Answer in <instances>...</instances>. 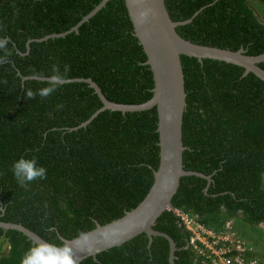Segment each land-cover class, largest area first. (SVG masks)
<instances>
[{"label": "trees", "instance_id": "1", "mask_svg": "<svg viewBox=\"0 0 264 264\" xmlns=\"http://www.w3.org/2000/svg\"><path fill=\"white\" fill-rule=\"evenodd\" d=\"M100 2L0 0V38L8 40L10 53L0 63V221L20 224L47 243L63 244L134 209L149 192L159 164L155 108L106 110L81 127L102 107L94 90L85 82L35 79L50 78L58 66L62 80L91 79L109 102L139 105L152 98V73L124 0H110L78 32L37 41L68 32ZM165 6L173 22L191 20L176 28L184 40L242 48L247 56L264 54V23L258 17L264 0H165ZM181 64L183 166L210 177V183L181 178L171 209L154 230L175 243L174 264H212L199 253L210 251L198 241L191 244L192 234L174 210L195 217L216 236L227 222L240 221L250 230L236 226V239L247 249L241 254L244 264H261L264 254L255 236L264 237V82L223 62L181 56ZM258 66L264 70V62ZM47 87L55 91L39 95ZM22 156L35 157L47 169V178L27 189L11 170ZM32 246L21 233L0 229V264H21ZM168 256L164 238L153 237L149 246L141 234L80 264H169ZM235 256L236 251L226 255Z\"/></svg>", "mask_w": 264, "mask_h": 264}, {"label": "water", "instance_id": "2", "mask_svg": "<svg viewBox=\"0 0 264 264\" xmlns=\"http://www.w3.org/2000/svg\"><path fill=\"white\" fill-rule=\"evenodd\" d=\"M109 1L101 0L68 32L59 35L52 34L37 41L64 37L71 32H78L79 27L96 15ZM124 4L133 27L134 36L146 56L145 64L149 66L152 73V98L139 105L116 104L109 102L91 79L62 80L60 84L85 82L94 90L102 103V107L81 127L86 126L100 112L106 110L124 114L155 108L158 119L159 164L153 172L154 181L149 192L134 209L125 212L124 216L106 225L96 224L93 230L70 241H62L63 244H68L73 248L74 258L77 264H80L87 258L95 260L98 254L120 247L141 234L146 235L149 246L153 237H161L169 244L168 262L174 264L175 243L167 234L154 230L156 221L165 211L171 209V202L177 193L181 178L195 176L205 179L208 185L210 183V177L197 172L186 171L183 166L182 157L186 148L182 142V121L186 108V93L181 56L194 58L199 63L202 60H212L235 65L244 69L243 76L251 73L264 82V70L258 66L264 62V54L247 56L246 51L242 48L237 51H230L201 46L184 40L177 34L176 28L190 23L191 20L173 22L166 9L165 0H124ZM31 41L33 40L28 41L26 45L27 50H29ZM25 79L23 78V80ZM35 79L52 82L50 78ZM260 227L264 228L263 225ZM0 229L19 232L32 245L46 242L20 224L0 221Z\"/></svg>", "mask_w": 264, "mask_h": 264}, {"label": "clouds", "instance_id": "3", "mask_svg": "<svg viewBox=\"0 0 264 264\" xmlns=\"http://www.w3.org/2000/svg\"><path fill=\"white\" fill-rule=\"evenodd\" d=\"M8 40L6 38H0V50H4V55L0 57V63L7 61L10 53L7 52ZM65 67V72L67 71ZM53 75L50 80L54 83L62 82V75L58 66H53ZM54 87H47L40 90L39 95L43 97L49 96ZM28 96H33L32 92H28ZM62 107V105L58 106ZM12 173L20 185V187L27 189L31 182L36 180H44L47 178V169L44 166L38 164L35 157L26 158L20 157L14 161L11 167ZM233 223V221H231ZM21 264H77L74 258V251L68 244H56V243H38L34 244L24 254Z\"/></svg>", "mask_w": 264, "mask_h": 264}, {"label": "built area", "instance_id": "4", "mask_svg": "<svg viewBox=\"0 0 264 264\" xmlns=\"http://www.w3.org/2000/svg\"><path fill=\"white\" fill-rule=\"evenodd\" d=\"M174 213L177 217H179L181 225L184 226L185 230L189 231L192 234V238L190 240L191 244L195 243L196 241L200 242L203 246H205L210 253L206 255L205 253L199 252L200 254L211 258L212 264H244V261L241 257V254L245 252L247 249L244 245L240 242L239 239H236V234L232 230L233 224L231 221L227 222L223 232L229 233L230 238L236 239V244L232 248L229 247V241H222V243L228 244L226 245L227 248L223 249H215L214 245L218 244L220 241H216V235L212 232L206 230L202 225H200L196 218H191L187 214L182 213L179 210H174ZM214 240L212 243L209 240ZM210 243V245L208 244ZM231 244V242H230ZM236 251L239 256L235 257H226V255ZM250 264H256L255 261L251 262Z\"/></svg>", "mask_w": 264, "mask_h": 264}, {"label": "rangeland", "instance_id": "5", "mask_svg": "<svg viewBox=\"0 0 264 264\" xmlns=\"http://www.w3.org/2000/svg\"><path fill=\"white\" fill-rule=\"evenodd\" d=\"M256 8H258L257 7V5H256ZM259 18H260V21L261 22H263L264 23V13H261L260 12V16H258ZM233 227H232V230L234 231V233L236 234V237H237V234H238V232H237V229H236V226H237V228H239V229H242V230H245V232L246 233H249V229H247V228H245L244 226H243V224L240 222V221H234L233 223ZM216 237H218V238H216V241H220V242H222V241H229V247L230 248H232V246L234 247L235 246V244H236V239L233 237V238H230V235H229V233H224L223 231L220 233V234H218ZM255 238L256 239H258L259 240V245H258V250L260 251V253L263 255L264 254V237H259V238H257L256 236H255ZM230 242H231V244H230ZM209 245H210V243H208ZM211 246V245H210ZM225 248H227V247H224L223 249H225ZM5 252L7 251V248H5V250H4ZM261 261H260V263L261 264H264V258H262V259H260Z\"/></svg>", "mask_w": 264, "mask_h": 264}]
</instances>
